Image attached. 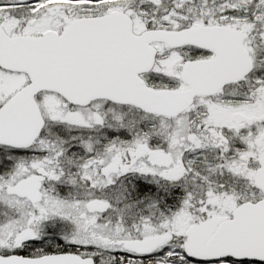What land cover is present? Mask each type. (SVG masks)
I'll return each instance as SVG.
<instances>
[{
	"label": "snow or ice",
	"instance_id": "obj_1",
	"mask_svg": "<svg viewBox=\"0 0 264 264\" xmlns=\"http://www.w3.org/2000/svg\"><path fill=\"white\" fill-rule=\"evenodd\" d=\"M0 264H264V0H0Z\"/></svg>",
	"mask_w": 264,
	"mask_h": 264
}]
</instances>
